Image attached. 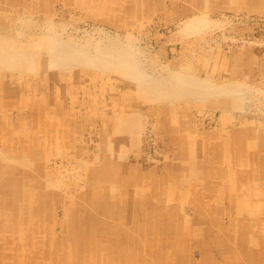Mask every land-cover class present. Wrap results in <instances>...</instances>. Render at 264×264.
<instances>
[{
    "label": "rangeland",
    "instance_id": "1",
    "mask_svg": "<svg viewBox=\"0 0 264 264\" xmlns=\"http://www.w3.org/2000/svg\"><path fill=\"white\" fill-rule=\"evenodd\" d=\"M0 264H264V0H0Z\"/></svg>",
    "mask_w": 264,
    "mask_h": 264
},
{
    "label": "bare ground",
    "instance_id": "2",
    "mask_svg": "<svg viewBox=\"0 0 264 264\" xmlns=\"http://www.w3.org/2000/svg\"><path fill=\"white\" fill-rule=\"evenodd\" d=\"M56 44V43H55ZM54 44V45H55ZM104 48V47H103ZM81 52H83L84 54L83 55H85V57H86V59L89 61V62H92V63H98L99 61V56H97V54H99V55H101L100 53H97L96 54V56H95V54H94V52L92 53V52H87V51H85L84 49H82V48H78V47H71V48H64V47H58L57 48V57H56V59L57 60H59L58 61V63H60V61H62L64 58L66 59V58H68V59H75V58H79V56H77V53H81ZM101 52V51H100ZM103 53H106V51L104 52V51H102ZM110 52V51H109ZM93 54H94V56L95 57H99V58H97V59H95V57L93 56ZM80 55H82V54H80ZM104 55V54H103ZM105 55H107L106 57V59L104 60L103 59V61H108L109 59H110V57H113L114 56V54L112 53V52H110V53H106ZM26 57V56H25ZM30 57H32L31 55H30ZM94 57V58H93ZM29 58V57H28ZM104 58V57H103ZM128 58V57H127ZM29 59H31V58H29ZM28 59V60H29ZM60 59H62V60H60ZM69 60V61H70ZM100 60H102L101 58H100ZM65 61V60H64ZM67 62V61H66ZM135 62V61H134ZM131 63H132V61H131ZM135 64V63H134ZM6 72V71H5ZM10 74H12V73H10ZM10 76V75H9ZM194 86V85H193ZM196 88V87H195ZM199 89V88H198ZM239 90H241V87L239 88ZM12 172V171H11ZM249 175V174H248ZM134 179V178H133ZM109 184V183H108ZM153 185V184H152ZM17 186V185H16ZM55 194V193H54ZM144 194V193H143ZM147 197V196H146ZM11 202V201H10ZM119 203V202H118ZM120 204V203H119ZM46 207V206H45ZM131 207V206H130ZM129 207V208H130ZM123 212V211H122ZM155 212V211H154ZM117 215V214H116ZM155 215V214H154ZM99 217V216H98ZM85 221V220H84ZM72 223V222H71ZM56 242V241H55ZM79 243H81V242H79ZM80 245V244H79ZM82 245V244H81ZM216 250V249H215ZM240 260V259H239Z\"/></svg>",
    "mask_w": 264,
    "mask_h": 264
}]
</instances>
